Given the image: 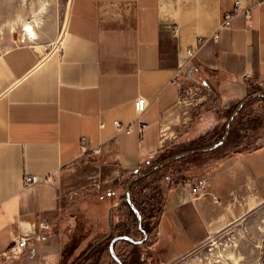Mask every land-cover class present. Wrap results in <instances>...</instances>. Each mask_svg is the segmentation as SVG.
I'll return each instance as SVG.
<instances>
[{
	"label": "crops",
	"instance_id": "obj_1",
	"mask_svg": "<svg viewBox=\"0 0 264 264\" xmlns=\"http://www.w3.org/2000/svg\"><path fill=\"white\" fill-rule=\"evenodd\" d=\"M237 1L70 0L56 44L0 47V264H62V220L79 193L71 179L90 177L96 189L145 168L215 126L211 112L198 113L210 88L226 108L264 82V1L239 0L251 22L239 14L213 37ZM138 96L148 102L142 113ZM216 148L181 182L167 174L161 183L157 255L190 251L264 198V146L231 155ZM26 174L42 179L26 186ZM198 179L204 194L193 199ZM19 236L30 238L26 248L3 256Z\"/></svg>",
	"mask_w": 264,
	"mask_h": 264
},
{
	"label": "rangeland",
	"instance_id": "obj_2",
	"mask_svg": "<svg viewBox=\"0 0 264 264\" xmlns=\"http://www.w3.org/2000/svg\"><path fill=\"white\" fill-rule=\"evenodd\" d=\"M69 1L0 0V47L6 49L20 43H32L40 47L56 44L66 24ZM27 23L34 25L35 36L27 34L25 30ZM253 88L264 89V84L262 87L260 85L251 86L250 89ZM258 92L260 90H257L256 93ZM202 93H206L205 90L202 89ZM248 110L262 113L264 112V105L261 102H253L246 107L245 112ZM258 134L262 136L257 143L264 142V130L262 129ZM236 136V133L233 134L232 139ZM230 142L225 143L224 150L231 149ZM152 166L147 165L142 172ZM183 166L186 164L176 163L172 169L166 167L159 170L158 168L150 175L143 177L142 181L134 188L135 199L140 203L146 197L152 195L157 197V191L160 190L161 183L167 178V174L176 172ZM90 180V177L85 180L74 177L69 182V189H76L79 193L72 197L71 205L62 220L65 223L63 232H66L69 237V243L66 246L67 252L64 255L66 264H71L72 258L79 254L96 234H100L102 231L107 233L110 231L108 209L125 193L128 179L121 178L109 182L102 179L100 180V182L102 181L101 185L96 189L89 187ZM86 186L88 188L85 189ZM109 192L116 195L110 197ZM131 198L133 200L132 193ZM146 206L145 208L149 212L151 210L149 202ZM112 220L114 221V216ZM148 222L152 233L151 239H147L148 244L137 248L135 253L137 256L136 264H264V198L237 222L213 234L203 243L177 257H170L169 254L162 252L158 255L154 253V249L150 247V242L155 239L154 227L156 223L155 220ZM136 225L140 230L139 239H142L144 236L142 228L148 233L143 219L139 221L137 216ZM115 251L119 256L116 249ZM114 259L117 261L115 257Z\"/></svg>",
	"mask_w": 264,
	"mask_h": 264
},
{
	"label": "trees",
	"instance_id": "obj_3",
	"mask_svg": "<svg viewBox=\"0 0 264 264\" xmlns=\"http://www.w3.org/2000/svg\"><path fill=\"white\" fill-rule=\"evenodd\" d=\"M264 82H257L252 84V86L260 85L263 86ZM211 94L207 96L206 100L201 103V105L198 107V113H202L203 111H207L210 115L217 120L214 127L207 130L205 133L198 135L196 138L180 142L179 144L174 145L171 149L162 152L159 154V156L156 157L155 161H153L151 165H154L165 158L181 152L185 151L191 148H199L206 145H209L213 142H216L221 138L225 131V126L227 119L229 118L230 114L232 113L235 106L238 104L235 103L231 106H228L226 108H222L217 102L216 97V90L215 88H210ZM257 90H260V92H264V89H249L246 95L256 93ZM253 102H261L264 105V97L258 96L251 98L238 112V114L235 116L229 135L225 142L219 146L222 147L227 143L228 141H231V149L228 150V152L225 155H231V154H239V153H247L253 150H256L262 146H264V142L257 143L259 139H261V134H258L262 129L264 130V112L260 113L259 111L255 110H248L245 112L246 107L253 103ZM237 134L236 137H233V134ZM218 149V148H216ZM210 150L207 152H198L190 155H186L183 157H180L178 159H175L168 163L167 165L163 166L162 168H159V170L170 167L169 169H172V166L176 163H184L186 166L181 167L176 172L171 173L169 182L170 184L173 183H179L186 177L185 174L182 172L184 169L188 168L190 165H195L197 163L198 159L200 158L202 154L210 153L215 151ZM224 155V156H225ZM142 170H145V168L138 170L137 172H134L128 176H125L128 180L133 177L134 175H137L142 172ZM123 179V178H122ZM201 179V178H200ZM200 179H198L200 181ZM142 181L141 179H138L134 181L131 185V193L133 197L134 203L139 207L141 213H142V219L145 228L148 230V237L142 242V243H135L133 241H130L128 239H120L115 242V249L117 250V253L119 254V257L124 262V264H136L137 256H136V250L141 245L144 246V244H148L147 239H151V229L149 228V222L148 221H154L155 220V239H153L152 242H150V245L152 246L156 241L157 236V228L158 223L162 214L163 210V200L164 195L163 191L160 188L158 190L157 197L155 195L149 196L144 198L143 201L140 203L135 199L133 195L134 188L137 184H139ZM108 195L111 197H114L116 194L109 192ZM125 193H123L121 197H123ZM119 198V200H120ZM118 200V201H119ZM118 201H116L114 204H116ZM147 202H149L151 206V210L147 212ZM112 204V205H114ZM158 204V205H157ZM111 205V206H112ZM109 211V209H108ZM113 232L110 235L109 238L101 241L89 254H86L90 247L93 246L97 241L102 239L107 232L102 231L100 234H96V236L87 244V246L76 256H74L71 260V264H118V262L114 259V257L111 254L110 250V243L113 237L117 235H124L128 234L131 235L135 239H139L140 237V230L138 229L136 225V212L133 210V208L129 205L127 201L123 202L121 205L113 208ZM138 221V220H137ZM136 225V226H135ZM142 238V237H141ZM146 241V242H145ZM68 246V244L66 245ZM150 246V247H151ZM67 247L64 248V255L67 252ZM72 254V252H71ZM86 254V255H85ZM66 261V260H65ZM63 259L62 264H66ZM147 261V260H146Z\"/></svg>",
	"mask_w": 264,
	"mask_h": 264
},
{
	"label": "water",
	"instance_id": "obj_4",
	"mask_svg": "<svg viewBox=\"0 0 264 264\" xmlns=\"http://www.w3.org/2000/svg\"><path fill=\"white\" fill-rule=\"evenodd\" d=\"M258 96L264 97V93L258 92V93H253V94L246 95L240 102H238V104L235 106V108L233 109L232 113L230 114L229 118L227 119L226 126H225V131H224L223 135L216 142H213V143H211L209 145H206V146H203V147H200V148L188 149V150H185V151H181V152L175 153V154L165 158L164 160L154 164L148 170H146L144 172H141V173H139L137 175H134L129 180H127L126 186H125V195L123 197H121L120 200L116 204L112 205L109 208V211H108V223H109L110 231L102 239H100L95 244H93V246L87 251L86 254H89L101 241L109 238L110 235L112 234V232H113V220H112L113 216L112 215H113V208L114 207H117V206L121 205L123 202L127 201L129 203V205L133 208V210L137 213L139 221L142 220L141 219L140 210L138 209V207L135 205V203L133 202V200L131 198L130 188H131V185H132V183L134 181L150 175L156 169H158V168H160V167H162V166L170 163L171 161H173L175 159H178V158H180L182 156H185L187 154H191V153H194V152L208 151V150L214 149V148L220 146L221 144H223V142L227 139V137L229 135L232 122H233L235 116L238 114L239 110L251 98L258 97ZM139 226H141V224H139ZM142 230L144 232V236H143L142 239H135L131 235H128V234L117 235V236L112 238L111 243H110V250L112 252V255L117 259L119 264H123V262L119 258V256L116 254L115 242L120 240V239H128V240L133 241L135 243H142L148 237V233L146 232V230H144L143 228H142Z\"/></svg>",
	"mask_w": 264,
	"mask_h": 264
},
{
	"label": "built area",
	"instance_id": "obj_5",
	"mask_svg": "<svg viewBox=\"0 0 264 264\" xmlns=\"http://www.w3.org/2000/svg\"><path fill=\"white\" fill-rule=\"evenodd\" d=\"M262 1H264V0H259V3H261ZM239 14H244L246 17V20L248 22H251L252 16H253L251 8L243 7L241 5V2L238 0L234 6V9L232 11L226 12L222 16V18L218 24V28L213 34V37L218 38L220 36V32L222 30H226V29L230 28L232 25L233 19ZM175 29L178 30L177 27ZM187 53L192 58L196 55L197 49L194 47H189V48H187ZM185 89H187L188 91L191 90V92L193 91L192 87H189V88L187 87ZM147 105H148V102H147L146 98L144 96H138L137 99L135 100L136 112L142 113L146 109ZM114 124L118 130L124 129L126 132H131V130H132L131 124L127 125V126H122L120 120H115ZM140 127H141V130H143L144 124L141 123ZM41 179H42L41 176H38L36 174H26L24 176V184L26 186H29V185H32L33 183L38 182ZM46 179L51 180V177L48 176ZM202 184H203V181H199L193 185V189H192V198L193 199H197L204 194L202 191ZM29 239L30 238L26 237V236H19L16 240H14L12 245L6 251H4L2 253V255L5 257L6 256L9 257L10 255L18 254V253L22 252L26 248V246L28 245Z\"/></svg>",
	"mask_w": 264,
	"mask_h": 264
},
{
	"label": "bare ground",
	"instance_id": "obj_6",
	"mask_svg": "<svg viewBox=\"0 0 264 264\" xmlns=\"http://www.w3.org/2000/svg\"><path fill=\"white\" fill-rule=\"evenodd\" d=\"M25 30L27 31V34L35 36V27L33 24L27 23L25 25Z\"/></svg>",
	"mask_w": 264,
	"mask_h": 264
}]
</instances>
